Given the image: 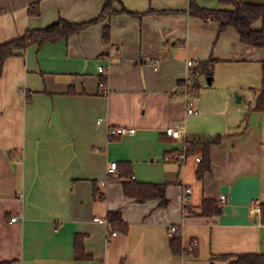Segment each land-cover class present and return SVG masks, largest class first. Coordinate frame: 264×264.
<instances>
[{
    "label": "crops",
    "instance_id": "obj_1",
    "mask_svg": "<svg viewBox=\"0 0 264 264\" xmlns=\"http://www.w3.org/2000/svg\"><path fill=\"white\" fill-rule=\"evenodd\" d=\"M197 1L210 8L212 0ZM103 6L104 0H0V44L61 18L89 21ZM124 8L154 12L137 17ZM114 9L107 20L69 38L33 42L3 64L0 261L231 264L235 255H264V108H258L264 47L243 43L234 28L219 33L217 21L192 16L190 0H116ZM106 25L110 43L103 41ZM252 26L262 29L264 19ZM189 60L195 66L215 61L204 75L207 90L198 87L189 97L197 114L186 106ZM220 66L223 79L215 74ZM116 126L136 132L111 137ZM181 126L183 141L165 132ZM218 135L201 177V148H186L185 159L175 157L186 140ZM113 161L120 178L108 174ZM129 179L166 183L167 203L127 196L123 182ZM206 199L216 200L221 212L204 215ZM255 206L259 213L251 211ZM115 211L121 225L109 218ZM172 226L180 228V253L171 247ZM76 238L89 258L77 257Z\"/></svg>",
    "mask_w": 264,
    "mask_h": 264
},
{
    "label": "trees",
    "instance_id": "obj_2",
    "mask_svg": "<svg viewBox=\"0 0 264 264\" xmlns=\"http://www.w3.org/2000/svg\"><path fill=\"white\" fill-rule=\"evenodd\" d=\"M116 0H104V6L99 16L94 19L85 22H69L65 19H59L57 22L44 27L36 29H28L22 36L7 42L0 44V76L3 70V64L5 60L11 56L21 54L26 47L33 43H43L46 41L55 42L63 38H69L70 36L80 33L90 25L107 20L116 13L114 9V2ZM220 3L226 5V8H208L199 5L197 0H190V14L198 17L204 21H217L220 24L219 33L224 32L228 28H234L240 40L254 47H264V27L262 29L253 28L252 24L258 19H264V3L254 4L247 3L244 0H218ZM33 13V11H30ZM122 12L132 16L142 17L146 14L153 13L154 10H148L143 13L132 12L126 8L122 9ZM111 29L109 25H106L103 30L104 43H110ZM214 60L200 61L196 70L201 75L211 74ZM104 79V78H102ZM106 81V79H104ZM199 86H197L198 88ZM259 109L264 108V61H262L261 68V87L259 89ZM220 135L216 138H201L196 140H186L187 149H193L195 146H200L203 152V158L201 159V168L198 171V176L209 169L210 166V146L212 143L220 141ZM121 177V175H120ZM119 177V178H120ZM167 184L158 183H143L137 182L133 179L123 182L124 192L127 196L134 198L139 202H144L153 198H162V204L167 203L165 196ZM261 221L264 223V204L261 206ZM221 212L219 204L216 200L206 199L202 204V213L204 215H217ZM110 220L114 223L122 224L120 211L111 212L109 214ZM124 230L127 229L125 225ZM79 236V235H78ZM77 236V237H78ZM78 238H76V247L78 249V258H89L90 256L79 251ZM171 247L174 253L182 252V240L181 235H176L171 238ZM196 248V247H195ZM195 251V249H194ZM193 251V252H194ZM231 255H223L222 258H228ZM236 260L231 264H264L263 254H239L235 255ZM0 264H13L12 261H0Z\"/></svg>",
    "mask_w": 264,
    "mask_h": 264
},
{
    "label": "built area",
    "instance_id": "obj_3",
    "mask_svg": "<svg viewBox=\"0 0 264 264\" xmlns=\"http://www.w3.org/2000/svg\"><path fill=\"white\" fill-rule=\"evenodd\" d=\"M187 65L190 67V71L188 72V75L186 77V94L188 96V99L186 101L187 106V112L190 114H197L198 110L194 108L192 100L189 98L191 95L195 94L197 91V86L206 88L209 86V82L207 79L202 78L203 75L200 74L199 71L196 70V66L193 60L187 61ZM157 69V67H156ZM98 71L102 74L106 73V68L103 65L98 66ZM204 77V76H203ZM100 87L102 88L103 94H107L108 90L106 88V81L104 79H101L99 82ZM136 132V128L134 127H127V126H116V127H110L109 133L111 137H119L121 135H127V134H134ZM166 134L170 136L171 138L177 140V141H183L184 134H183V127H168L165 130ZM187 144L184 145V150L181 153H176L175 157L179 159H185L187 157L186 150ZM197 161H201L200 157L196 158ZM118 163L117 161H113L108 166V174L110 178H119L120 173L118 172ZM186 191H190V189H186ZM222 201H225V196H222ZM253 213H259L260 207L255 206L251 209ZM18 216H14L11 218V221H17ZM95 221L100 223H107V220L101 218V217H95ZM113 235H116L117 232L114 231L112 233ZM180 234V228L178 226H172L170 229V235L176 236ZM197 241L194 240L190 243L188 250L190 252H193L195 247L197 246Z\"/></svg>",
    "mask_w": 264,
    "mask_h": 264
},
{
    "label": "rangeland",
    "instance_id": "obj_4",
    "mask_svg": "<svg viewBox=\"0 0 264 264\" xmlns=\"http://www.w3.org/2000/svg\"><path fill=\"white\" fill-rule=\"evenodd\" d=\"M207 4V6H209L210 8L211 7H213V8H225L226 7V5H224V4H222V3H220L218 0H212L211 2L209 1V2H207L206 3ZM221 68H220V70H218V69H216L215 68V74L219 77V79H223V77H224V75H225V69L224 68H222V66H220ZM196 68V67H195ZM203 76H204V74H203ZM203 76H202V78H203ZM205 79H207V77H204ZM213 86H211V88H212ZM204 90H202V92L204 91H206L207 89H205V88H203ZM201 92V93H202ZM203 92V93H204ZM225 93V91H223V90H220L219 91V94H224ZM243 105L245 104V101L242 103ZM198 148H201L200 146H195L193 149H197L198 150Z\"/></svg>",
    "mask_w": 264,
    "mask_h": 264
},
{
    "label": "water",
    "instance_id": "obj_5",
    "mask_svg": "<svg viewBox=\"0 0 264 264\" xmlns=\"http://www.w3.org/2000/svg\"><path fill=\"white\" fill-rule=\"evenodd\" d=\"M227 186H223L222 188H221V190H222V192H226L227 191Z\"/></svg>",
    "mask_w": 264,
    "mask_h": 264
}]
</instances>
